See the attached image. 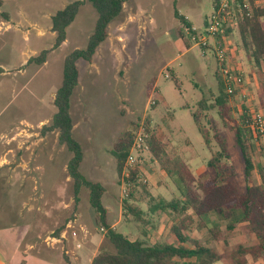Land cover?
I'll use <instances>...</instances> for the list:
<instances>
[{
    "label": "rangeland",
    "instance_id": "rangeland-1",
    "mask_svg": "<svg viewBox=\"0 0 264 264\" xmlns=\"http://www.w3.org/2000/svg\"><path fill=\"white\" fill-rule=\"evenodd\" d=\"M72 1L3 0L0 6V225L30 224L21 249L33 242L32 253L61 264H84L78 254L113 247L96 223L88 189L82 188L75 201L67 172L71 153L59 144L57 132L41 133L56 112L54 97L63 79L64 59L73 50L86 47L97 20L96 10L86 1L67 27L66 41L53 49L51 18ZM213 9L214 0H128L122 14L109 24V36L92 62L77 61L79 83L71 97V114L73 134L84 154L81 172L104 186L103 204L110 221H119L117 231L151 244L173 240L168 217L154 208L161 198L178 196V190L151 153L144 152L138 165L147 190L138 187L131 202L143 209L147 221L124 216L128 189L117 172L112 147L126 130L136 124L145 126L150 118L158 138L169 141L174 158L184 161L199 180L206 179L211 153L192 116L206 99V117L215 121L224 139L235 171L233 181L241 192L248 185L241 151L215 103L217 60L213 53L203 56L185 28L181 34L183 27L175 17L178 11L199 35L206 31ZM228 25L235 30L231 21ZM235 31L225 36V45L231 57L228 62H243L245 84H249L247 99L229 98L232 116L241 121L244 114L264 113V67L247 59ZM43 50H49L43 64H27ZM152 79L155 82L148 95ZM211 147L219 150L215 143ZM253 158L256 168L250 184H262L259 167L264 170V135L259 145L254 144ZM204 220L206 226L192 232L188 244L193 246L197 240L214 247L223 255L219 264H232L227 254L236 245L257 241L245 223L236 222L228 230V222L213 213ZM215 224L221 230L218 240L209 231ZM57 229L66 231L65 239L55 237ZM248 264H264V258L253 261L249 257Z\"/></svg>",
    "mask_w": 264,
    "mask_h": 264
},
{
    "label": "trees",
    "instance_id": "trees-1",
    "mask_svg": "<svg viewBox=\"0 0 264 264\" xmlns=\"http://www.w3.org/2000/svg\"><path fill=\"white\" fill-rule=\"evenodd\" d=\"M89 2L97 12V20L94 30L90 35L87 45L83 49H75L69 53L63 64V79L54 97L56 112L51 123L42 127L41 133H58L59 144L66 147L71 153L67 164V172L73 183L75 201H78L82 188L89 191V204L97 215L96 223L105 231L104 237L112 245L100 247L91 264H219L223 255L214 247L204 245L201 241H191V233L196 229H203L206 224L204 217L213 213L220 220L228 222L226 228L232 230L236 222L245 223L247 230L256 237V242L250 245L239 244L228 252L227 257L232 264H248L249 257L253 261L264 258V170L259 167L262 184H250L256 168L253 158L254 143L252 132L248 126V115L244 114L241 121L232 116V108L229 104L230 95L226 92L220 66L215 73L218 95L215 98L219 108V116L225 126L229 127L233 134L237 147L240 149L244 162V176L248 185L241 192L234 183L235 171L224 139L218 131L217 124L212 118L207 119V101L204 99L198 109L192 112L196 127L202 136L204 143L211 153L206 162L208 177L199 180L181 160L174 158L173 148L169 141H162L151 128L150 118L146 119L145 127L149 133V152L158 162L162 170L173 181L178 190V196L165 200L160 199L154 209L163 212L171 221L170 232L175 237L176 243L157 242L151 244L144 239L132 240L115 229L109 221L108 210L103 204L104 186L88 179L81 172L83 161V149L80 142L73 134L74 120L71 114V97L79 83V69L77 61L82 59L92 62L98 47L109 36V24L122 14L124 5L128 0H75L68 3L63 9L57 11L51 18L52 32L55 34L53 49L58 48L66 40V29L75 20L80 7ZM256 0H250L251 13H238L235 30L228 26L225 30L227 36L230 32H236L240 44L247 59L258 68L264 67V4L256 5ZM264 1V0H262ZM3 0H0V6ZM218 0H214L217 6ZM236 14V13H235ZM175 17L184 28L190 29L192 24L184 16L175 11ZM49 50H43L32 56L27 64H43L46 61ZM218 63V61H217ZM0 72L2 69L0 68ZM155 80H150L147 93L150 95ZM261 106L264 108V86ZM136 124L132 129L126 130L113 144L112 153L117 161V172L122 174L127 156L131 150ZM215 143L219 150L213 151ZM142 171L139 165L130 169L129 177L125 178L128 194L124 200V216L133 215L138 222H146L144 211L131 202L138 187L147 190V184L141 179ZM3 214V213H2ZM213 240H218L221 230L218 224L209 229ZM62 230L57 229L56 238L61 237Z\"/></svg>",
    "mask_w": 264,
    "mask_h": 264
},
{
    "label": "built area",
    "instance_id": "built-area-1",
    "mask_svg": "<svg viewBox=\"0 0 264 264\" xmlns=\"http://www.w3.org/2000/svg\"><path fill=\"white\" fill-rule=\"evenodd\" d=\"M252 10L250 0H218L217 6H214L213 13L207 21V28L203 34H196L195 27L186 29L193 40L200 46L203 56L213 53L218 64L226 88L230 95L239 96L247 99V89L245 88V78L243 71L231 66L228 62L227 47L225 45V30L231 21L234 27L238 20V13L246 12L250 15ZM236 13V14H235ZM248 126L252 132V141L254 144H260V138L264 135V113L261 110L255 112L247 120ZM149 133L144 124L140 125L135 133L131 150L127 156L122 176L129 177L130 169L137 166L141 154L149 151Z\"/></svg>",
    "mask_w": 264,
    "mask_h": 264
},
{
    "label": "crops",
    "instance_id": "crops-1",
    "mask_svg": "<svg viewBox=\"0 0 264 264\" xmlns=\"http://www.w3.org/2000/svg\"><path fill=\"white\" fill-rule=\"evenodd\" d=\"M192 27H194L193 24H192ZM240 57L241 56H239V58ZM229 58H231V57H229ZM229 62H230L229 64L231 66H233L235 68H239L242 71H244L241 68L243 62H235V61L233 62L232 60ZM248 82H250V80H248ZM246 85H247L246 89H248L249 84L247 83ZM107 210H108V208H107ZM108 217H109V210H108ZM109 221H110V218H109ZM19 223L20 224L9 225V226L0 225V264H61L52 258H48L44 255H40V254L38 255V254L32 253L30 251V249L33 248V242L26 243L25 249L24 250L21 249V244L23 243V241L25 240V238L29 234L30 224H27L24 222H19ZM110 223L112 224V226L115 229H117L116 226L118 225L119 221H116L115 223H112L110 221ZM170 224H171V221H170ZM69 227H70V225H68V228ZM169 231H170V225H169ZM65 233H66V231L61 234L60 238H57V239L58 240L65 239L66 238ZM127 234L128 233L126 232V235ZM128 236L132 240L139 239V237H133V236H130L129 234H128ZM172 238H173V240L170 243H176V239L173 235H172ZM91 241H93V240H91ZM155 243H157V242H154L153 244H155ZM92 246L94 247V244ZM98 249L99 248L96 247L94 249L93 254L80 253L77 255V258H78V260H81L84 264H91L92 258L94 257V255L96 254Z\"/></svg>",
    "mask_w": 264,
    "mask_h": 264
}]
</instances>
